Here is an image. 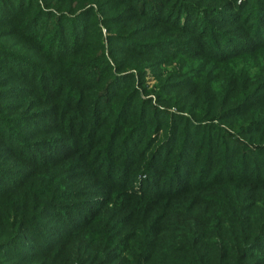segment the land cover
Listing matches in <instances>:
<instances>
[{
	"label": "trees",
	"instance_id": "trees-1",
	"mask_svg": "<svg viewBox=\"0 0 264 264\" xmlns=\"http://www.w3.org/2000/svg\"><path fill=\"white\" fill-rule=\"evenodd\" d=\"M0 264H264V0H0Z\"/></svg>",
	"mask_w": 264,
	"mask_h": 264
},
{
	"label": "rangeland",
	"instance_id": "rangeland-1",
	"mask_svg": "<svg viewBox=\"0 0 264 264\" xmlns=\"http://www.w3.org/2000/svg\"><path fill=\"white\" fill-rule=\"evenodd\" d=\"M92 7L94 11L93 13H95L97 17H101L102 12L100 11V6L97 3H94ZM99 25L101 26L103 36H105L108 33L107 29L102 24ZM158 49V51H161L159 53H162L160 56L161 61L155 67L144 68L142 69L141 74H138V72L134 69H130L128 72L134 73L135 78H137L136 86L140 96L143 99L150 101L151 105H156L160 110L165 112L187 115L185 112H180L175 104H165L159 102L158 93H161V81L164 80L167 75H170V81L180 79L183 71L187 74L189 64L184 60L186 58H183V56H174L173 52L163 49L161 45L158 46ZM165 53L171 56H163ZM185 77L188 80L190 79V81L194 79L192 74H187ZM139 81L141 82L139 83ZM188 84H190V82H188ZM163 95L160 96V98H163Z\"/></svg>",
	"mask_w": 264,
	"mask_h": 264
}]
</instances>
